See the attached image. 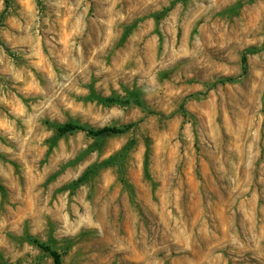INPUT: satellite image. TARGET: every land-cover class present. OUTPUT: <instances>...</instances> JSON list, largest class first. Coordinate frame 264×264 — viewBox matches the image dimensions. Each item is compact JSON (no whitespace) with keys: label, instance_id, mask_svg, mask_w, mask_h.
Listing matches in <instances>:
<instances>
[{"label":"rangeland","instance_id":"1","mask_svg":"<svg viewBox=\"0 0 264 264\" xmlns=\"http://www.w3.org/2000/svg\"><path fill=\"white\" fill-rule=\"evenodd\" d=\"M30 236L63 264H264V0H0V264H53Z\"/></svg>","mask_w":264,"mask_h":264},{"label":"trees","instance_id":"2","mask_svg":"<svg viewBox=\"0 0 264 264\" xmlns=\"http://www.w3.org/2000/svg\"><path fill=\"white\" fill-rule=\"evenodd\" d=\"M243 63L247 62V56L246 54L243 55ZM231 79H226V80H232ZM110 102H121V103H126V104H131V103H136L138 105H142V101L140 99H119V97H110L106 99ZM132 125H125V126H104L102 128H92L88 127L82 123L78 122H73L69 121L64 124H61L57 127V131L59 135L63 136L67 133H72L75 131H85L89 135L93 137H100L102 135L112 133V134H118V133H123L126 132L127 130L130 129ZM92 170H87L84 172V174L78 179L77 183H82L83 181L87 180L89 176L91 175ZM30 241H32L34 244H36L39 248L42 250L48 252L51 257L53 258V264H63V259H62V254L58 249L54 248L51 244H49L46 241H42L36 237L30 236Z\"/></svg>","mask_w":264,"mask_h":264}]
</instances>
